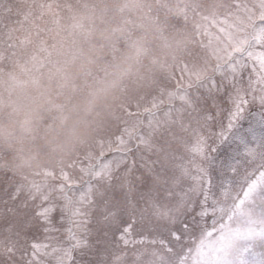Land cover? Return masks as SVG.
<instances>
[{
	"label": "snow or ice",
	"instance_id": "1",
	"mask_svg": "<svg viewBox=\"0 0 264 264\" xmlns=\"http://www.w3.org/2000/svg\"><path fill=\"white\" fill-rule=\"evenodd\" d=\"M51 6H10L0 57ZM198 48L202 69L136 97L48 189L0 173V264H222L208 237L229 203L264 191V0H236Z\"/></svg>",
	"mask_w": 264,
	"mask_h": 264
},
{
	"label": "rangeland",
	"instance_id": "2",
	"mask_svg": "<svg viewBox=\"0 0 264 264\" xmlns=\"http://www.w3.org/2000/svg\"><path fill=\"white\" fill-rule=\"evenodd\" d=\"M37 2H50L52 6L18 55L0 57V173L10 171L45 190L55 182L52 173L59 172L104 135L136 97L155 90L173 76L179 77L185 63L193 70L202 69L204 64L197 56L198 38L204 27L236 0ZM255 2L240 0L241 4ZM32 3L33 0H0V16L10 6L24 10ZM122 12L129 13L135 25L132 47L124 44L119 34ZM53 18L59 20V27H53L54 42L51 35L44 33L47 20ZM80 22L87 32L93 29L99 33L92 47L87 40L79 41L76 32L75 40L70 32ZM65 40L69 42L67 51L73 40L77 43L75 57L80 66H71L67 72L76 87L88 84L89 73L100 72L104 66L108 68L103 74L107 81L122 85L93 105L85 101L88 95L64 89L68 84L74 86L73 82H58L62 74L58 69L68 65L62 61ZM40 44L61 55L55 68H50L51 74L38 71L41 64L36 52H40ZM119 70L129 78L123 80L125 75L120 77ZM15 73L18 76L11 78ZM224 212L227 219L217 229L215 239L208 237L205 255H213L222 264H233V255L235 264H264V191L253 190L240 204L229 203Z\"/></svg>",
	"mask_w": 264,
	"mask_h": 264
},
{
	"label": "trees",
	"instance_id": "3",
	"mask_svg": "<svg viewBox=\"0 0 264 264\" xmlns=\"http://www.w3.org/2000/svg\"><path fill=\"white\" fill-rule=\"evenodd\" d=\"M123 1H124V3H128L129 0H123ZM131 2H133V0H131ZM139 2H140V0H139ZM62 9H65V7H62ZM67 10L70 11L69 7L67 8ZM120 14H121L120 19H121V21H123L122 22L123 26H121V28L119 29V34L121 36V40H124L123 41L124 44H126V45L128 44V46L132 47L135 44L131 40L132 30L135 27V25L133 24L132 16L129 15V13H124V12H122ZM83 24H82V22H80V25H78V28H76V29L72 28L70 32L72 33V36L75 40H76L77 36L73 34L74 32H76L78 34V40L79 41L85 42L87 40L89 42V47H92L94 45L93 42L95 40L97 41L96 38L98 37L99 33H98V31L95 32V30H93V29L88 30V32H87L86 30L88 28H86V27L83 28V26H82ZM47 26L48 27L46 29H44V33L51 35L50 38L53 39L52 42H54L55 33H53V27L54 26H57V28L59 27V20L54 19V18H53V21L47 20ZM125 30L127 31V33H124ZM136 38L137 37L135 36L134 39H136ZM68 43L69 42H67L66 40L62 43V45H63L62 48H63V53H64L62 61H63V64L66 61L68 65L67 66L64 65V67H62L61 69H58L62 72V74L60 75V78L58 79L59 80L58 82H62V83L73 82L74 86H70L71 84L70 85L68 84V85L63 87L64 89H66V90L71 89L72 91L74 89L76 91H79V94L82 93V94L88 95V98L85 101L89 102L90 105H93L94 102H96L99 99H104L106 96H108V94H110L113 91V89H116L120 85H122V84L119 85V83L118 84L115 83L117 81H115V82L107 81L106 77L103 75L104 73H102V72H95L93 74L89 73L90 75L87 79H89L90 81H86V82H88V84L85 83L81 87H78V86L76 87V85H77V84H75L76 82L72 81V79L68 77L67 72L69 71V68H71V66L72 67L73 66H75V67L80 66V62H78L77 58L75 57L76 52H77V47H76L77 43L74 42V40H73V43L70 44V48H68V51H67ZM52 45H53V43H52ZM39 50H40L39 53L36 52V54H38L37 61H40V64H41L40 69L38 71L41 70L40 71V73H41L42 70H47L51 74L52 71L50 68L51 67H53V69L55 68V65L57 64V61H58L57 57H60L61 55H57L56 50L53 51L52 47L47 48L46 46L41 45V44H40ZM34 53H35V51H34ZM139 63H140V58L138 57L136 59L137 66H139ZM130 64H132V63H130ZM55 71H53V75L56 73ZM119 72H120V77L121 76L123 77L125 75L124 70H119ZM11 76H12L11 78H15L16 76H18V74L15 73ZM26 77H29V76H26ZM47 78H49V79L51 78L49 74H48ZM123 78H124L123 80H125V79L127 80V78H129V75L126 74L125 77H123Z\"/></svg>",
	"mask_w": 264,
	"mask_h": 264
},
{
	"label": "clouds",
	"instance_id": "4",
	"mask_svg": "<svg viewBox=\"0 0 264 264\" xmlns=\"http://www.w3.org/2000/svg\"><path fill=\"white\" fill-rule=\"evenodd\" d=\"M231 259L233 260V264H235V261H236V257H235V255H233V256L231 257Z\"/></svg>",
	"mask_w": 264,
	"mask_h": 264
}]
</instances>
